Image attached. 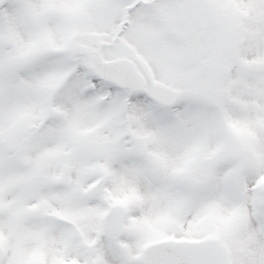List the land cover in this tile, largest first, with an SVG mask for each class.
Here are the masks:
<instances>
[{"label": "snow or ice", "instance_id": "6c2138e0", "mask_svg": "<svg viewBox=\"0 0 264 264\" xmlns=\"http://www.w3.org/2000/svg\"><path fill=\"white\" fill-rule=\"evenodd\" d=\"M0 264H264V0H0Z\"/></svg>", "mask_w": 264, "mask_h": 264}]
</instances>
